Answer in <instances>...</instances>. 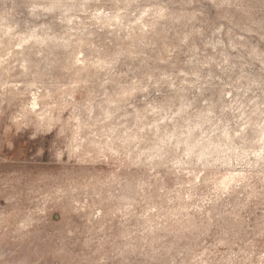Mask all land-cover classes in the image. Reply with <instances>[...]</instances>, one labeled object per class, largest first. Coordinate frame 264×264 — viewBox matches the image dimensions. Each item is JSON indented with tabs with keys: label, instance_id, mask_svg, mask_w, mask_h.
Returning <instances> with one entry per match:
<instances>
[{
	"label": "clouds",
	"instance_id": "9594fccd",
	"mask_svg": "<svg viewBox=\"0 0 264 264\" xmlns=\"http://www.w3.org/2000/svg\"><path fill=\"white\" fill-rule=\"evenodd\" d=\"M0 264H264V0H0Z\"/></svg>",
	"mask_w": 264,
	"mask_h": 264
}]
</instances>
